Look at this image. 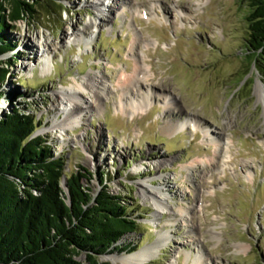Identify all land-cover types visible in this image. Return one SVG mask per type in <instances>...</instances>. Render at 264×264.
<instances>
[{
  "label": "rangeland",
  "instance_id": "obj_1",
  "mask_svg": "<svg viewBox=\"0 0 264 264\" xmlns=\"http://www.w3.org/2000/svg\"><path fill=\"white\" fill-rule=\"evenodd\" d=\"M53 1L57 12L38 10L7 31L15 49L0 58L10 71L0 117L15 99L40 121L36 136L64 155L67 173L87 169L92 179L84 185L94 193L106 173L111 192L125 199L139 229L100 263L123 264L160 242L143 264H192L186 253L194 259L198 247L204 264H264V99L256 92L259 84L264 94V55L245 76L253 57L250 1L129 0L125 11L126 0H104L103 9L96 0ZM92 20L100 27L89 28ZM86 28V38L73 34ZM139 64L140 77L150 79L143 91L152 87L154 95L135 114L128 107L137 98L126 101L119 84ZM94 75L110 92L101 112H86L62 133L54 126L65 117L58 96L74 88L92 102L79 86ZM171 98L176 109L168 110ZM128 245L137 250H122Z\"/></svg>",
  "mask_w": 264,
  "mask_h": 264
},
{
  "label": "trees",
  "instance_id": "obj_2",
  "mask_svg": "<svg viewBox=\"0 0 264 264\" xmlns=\"http://www.w3.org/2000/svg\"><path fill=\"white\" fill-rule=\"evenodd\" d=\"M249 1L253 57L245 76L264 55V0ZM38 10L47 17L58 11L53 0H0V58L15 49L7 31ZM9 74L0 60V86ZM14 100L0 117V264H101L102 256L138 231L136 218L125 199L111 192L106 173L97 193L84 185L92 179L87 169L67 173L64 155L53 154L52 145L36 136L40 121Z\"/></svg>",
  "mask_w": 264,
  "mask_h": 264
},
{
  "label": "bare ground",
  "instance_id": "obj_3",
  "mask_svg": "<svg viewBox=\"0 0 264 264\" xmlns=\"http://www.w3.org/2000/svg\"><path fill=\"white\" fill-rule=\"evenodd\" d=\"M129 0H126L125 3H123L120 7V9H122L123 11H125L127 9V2ZM131 5V4H130ZM96 7L98 8H105L107 6H105V2L104 0H96ZM103 12H107L106 10H102L101 11V15H103ZM111 13L108 11V14ZM119 15V14H118ZM89 28H99L100 24L97 22V20H92L89 23ZM87 28L84 30H78L77 33H73L75 35V37H83L86 38L87 37V32H86ZM44 49L47 52L48 49H50L49 47V43L44 44ZM134 51V48L132 49V52ZM133 54V53H132ZM136 67V69L134 70L135 73L132 76H129L126 78V80H124V82H120V90L122 92V96H126V101H130L132 99H136L135 101H130L129 102V107L131 108L133 111H135V114L137 113H142V110L144 108V105L146 103L149 102L151 96L154 95V91L152 87H148V90H144L143 88L146 87L144 84H146V82H148L150 79L147 75H142V78L140 77L143 69L141 67V65H136L134 66ZM133 71V72H134ZM144 73V72H143ZM144 76V77H143ZM80 89L82 90H86L88 92H90L92 94V102L87 101V99H85V97L83 96V94L77 90H75L74 88L71 89V91H64L60 93V96H58V101L60 102V104L62 106H64V111L63 114H65L64 120L59 123H55V127H58V129H60V131L62 133L66 132V128L65 127H70L71 125H74L75 123H77L75 120L78 118H85V113L86 112H91L93 114L94 113H100L101 112V107L102 104L104 102L105 97L108 95L109 92V88L106 85V80L105 77L103 76H88L83 83L81 84V86H79ZM131 88H134L133 90ZM131 89V90H130ZM256 92L259 96V99H264V94H263V90L262 87L258 84L257 88H256ZM144 93L146 94L144 96V98H142L141 100L138 99V96ZM166 99V98H165ZM167 100V99H166ZM125 104V103H124ZM167 109L171 110V109H176L175 108V101L173 100V98L170 99V101L167 102ZM127 106V103H126ZM125 106V107H126ZM118 109V108H116ZM119 109L121 112H125L127 111V108H124L123 103L120 101V105H119ZM168 127H174L173 123H171V121H166L165 122ZM185 125H188L185 124ZM178 126V123H177ZM197 128H200V123L195 125ZM183 129V126H180ZM171 128V129H172ZM170 129V130H171ZM175 129V127H174ZM172 129V131L174 130ZM204 134L206 135V137H209L210 139H214L213 136V132H210L209 130H206L204 132ZM215 140V139H214ZM158 191V190H157ZM157 193H161V192H157ZM153 202L155 203V205L157 206L158 209L161 210H169V206L165 201H160L159 199H155L154 197H152ZM183 214L186 215V219L187 220H191L192 221V213L190 211V209L187 210H183ZM190 214V215H189ZM164 236H166L164 234ZM167 237V236H166ZM169 238L171 236H168ZM160 242L156 243L154 246H149L141 251H138L136 253H134L133 255L130 256H126L124 259L119 260L121 263L123 264H143L149 261V259L153 256L158 254L157 253V249L160 247ZM198 247V246H196ZM197 254L195 256L194 259L191 258V253L187 252L186 253V262L192 260V264H204L205 263V259H204V255L203 252L201 251L200 247L197 248Z\"/></svg>",
  "mask_w": 264,
  "mask_h": 264
},
{
  "label": "water",
  "instance_id": "obj_4",
  "mask_svg": "<svg viewBox=\"0 0 264 264\" xmlns=\"http://www.w3.org/2000/svg\"><path fill=\"white\" fill-rule=\"evenodd\" d=\"M65 184H66V181H65ZM65 188H66V186H65Z\"/></svg>",
  "mask_w": 264,
  "mask_h": 264
}]
</instances>
